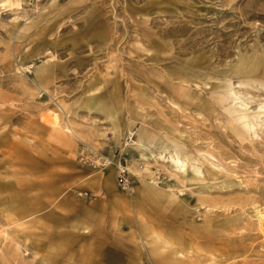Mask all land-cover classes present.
Listing matches in <instances>:
<instances>
[{"label": "rangeland", "instance_id": "rangeland-1", "mask_svg": "<svg viewBox=\"0 0 264 264\" xmlns=\"http://www.w3.org/2000/svg\"><path fill=\"white\" fill-rule=\"evenodd\" d=\"M2 1L0 264H264V124L238 136L215 94L224 77L238 86L240 54L264 56V0ZM141 126L184 144L204 175L136 144Z\"/></svg>", "mask_w": 264, "mask_h": 264}, {"label": "bare ground", "instance_id": "bare-ground-1", "mask_svg": "<svg viewBox=\"0 0 264 264\" xmlns=\"http://www.w3.org/2000/svg\"><path fill=\"white\" fill-rule=\"evenodd\" d=\"M2 5H8V1H2ZM263 66L264 56L262 54H240L238 62L232 67L233 74L239 77V80L237 81L238 86H235L236 82L232 79V77H224L220 80V83L215 88L217 100L226 103L225 110L231 117L229 123L240 137H244L249 135V133L251 134L252 132H256L257 128L263 126L264 101L259 102L256 107H253V97H246L241 91L236 90V87L251 86L255 88H264V69H260ZM88 100L89 103H93L92 105L103 109L110 118L115 119V113L113 109L103 107L104 105L102 102L97 100L95 95H90ZM49 111L50 112L42 118L43 121L48 125L52 134L70 147L75 145L74 139L72 137V135L75 134L72 128L67 124L62 123L59 112L55 110ZM136 133V144L142 148H154L155 150L159 151L160 157L168 159V161L172 163V166L180 173L188 174L189 169H193V171H195L198 175H204V171L201 168L193 165V163L199 159L188 152L184 144L171 139L167 134H159L149 131L144 126L139 127ZM172 146L174 147L173 150L171 149ZM141 154L143 156L147 155L144 150H141ZM201 155L203 159H216V156L211 152H203ZM211 163L213 164V162ZM213 165L216 166L215 164ZM109 171L112 172L113 168L110 167ZM138 172L141 174V176L151 180V182H148V195H157L155 193L156 188L154 185L157 184L158 178L156 177L153 169L149 165H146L141 170H138ZM208 174L212 176L215 175V173L211 170H208ZM181 191L183 190L181 189L178 191L177 189L172 188L169 192V195L173 198H176ZM257 215L260 230L264 235V212L258 211ZM157 240L159 239L157 238ZM149 243L152 242L149 241ZM155 244L156 241H153V245Z\"/></svg>", "mask_w": 264, "mask_h": 264}, {"label": "built area", "instance_id": "built-area-1", "mask_svg": "<svg viewBox=\"0 0 264 264\" xmlns=\"http://www.w3.org/2000/svg\"><path fill=\"white\" fill-rule=\"evenodd\" d=\"M128 169L124 167L123 165L120 166L119 173H118V181L120 186L123 189H128L130 184H129V178H128Z\"/></svg>", "mask_w": 264, "mask_h": 264}]
</instances>
